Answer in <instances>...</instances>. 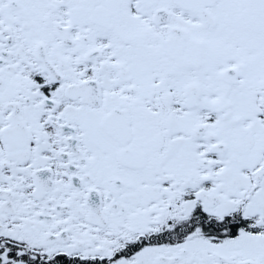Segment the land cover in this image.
Listing matches in <instances>:
<instances>
[{"label": "snow or ice", "instance_id": "snow-or-ice-1", "mask_svg": "<svg viewBox=\"0 0 264 264\" xmlns=\"http://www.w3.org/2000/svg\"><path fill=\"white\" fill-rule=\"evenodd\" d=\"M0 264H264V0H0Z\"/></svg>", "mask_w": 264, "mask_h": 264}]
</instances>
